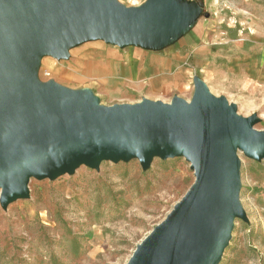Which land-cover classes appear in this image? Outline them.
<instances>
[{"label": "rangeland", "instance_id": "rangeland-1", "mask_svg": "<svg viewBox=\"0 0 264 264\" xmlns=\"http://www.w3.org/2000/svg\"><path fill=\"white\" fill-rule=\"evenodd\" d=\"M149 0H111L116 8H143ZM174 27L158 45H121L107 37L70 45L67 56L41 53L39 84L90 90L103 106L183 99L193 104L196 80L225 100L235 117L264 131V0H172ZM197 36L199 40L190 41ZM174 55L171 68L138 76L98 73L112 48L131 58L155 48ZM160 54L164 50H160ZM239 202L230 242L217 264H264V156L238 148ZM105 158L80 163L55 179L32 176L27 198L3 204L0 187V264H128L138 245L171 215L196 182L185 155Z\"/></svg>", "mask_w": 264, "mask_h": 264}, {"label": "water", "instance_id": "water-1", "mask_svg": "<svg viewBox=\"0 0 264 264\" xmlns=\"http://www.w3.org/2000/svg\"><path fill=\"white\" fill-rule=\"evenodd\" d=\"M171 1L125 10L111 0H0L1 199L27 198L30 177L55 179L80 163L98 168L138 155L149 166L153 155H185L196 182L128 264H217L234 218H246L236 150L264 156V131L239 121L198 80L193 104L101 106L90 90L39 84L34 74L41 53L67 56L85 39L161 44L175 24Z\"/></svg>", "mask_w": 264, "mask_h": 264}, {"label": "crops", "instance_id": "crops-1", "mask_svg": "<svg viewBox=\"0 0 264 264\" xmlns=\"http://www.w3.org/2000/svg\"><path fill=\"white\" fill-rule=\"evenodd\" d=\"M199 40L197 36L191 38L190 41ZM148 44L147 46H149ZM170 45L167 43L163 48H155L153 53H149L147 56H137L131 58L129 55H123L120 51L112 48H106L105 50L98 51L103 53V59L101 63H97L96 71L98 73L107 72L109 75H121L131 76L137 73L141 76L143 73L149 72H163L165 69L171 68L174 55L170 54L168 49ZM169 47V48H168ZM168 48V49H167ZM160 50H164V53L160 54Z\"/></svg>", "mask_w": 264, "mask_h": 264}]
</instances>
